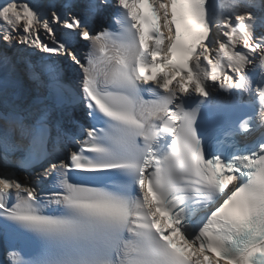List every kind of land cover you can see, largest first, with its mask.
<instances>
[{"label": "snow or ice", "instance_id": "obj_1", "mask_svg": "<svg viewBox=\"0 0 264 264\" xmlns=\"http://www.w3.org/2000/svg\"><path fill=\"white\" fill-rule=\"evenodd\" d=\"M0 248L264 264V0H0Z\"/></svg>", "mask_w": 264, "mask_h": 264}]
</instances>
